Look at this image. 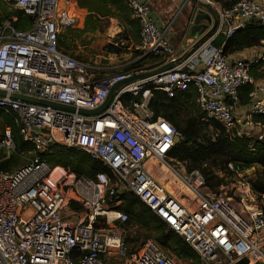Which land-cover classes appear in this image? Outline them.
Masks as SVG:
<instances>
[{
  "label": "built area",
  "instance_id": "built-area-1",
  "mask_svg": "<svg viewBox=\"0 0 264 264\" xmlns=\"http://www.w3.org/2000/svg\"><path fill=\"white\" fill-rule=\"evenodd\" d=\"M8 1L30 16L31 25L20 29L8 21L0 26V90L5 91L0 95V109L13 117L22 138L33 145L34 155L25 164L0 170V264H175L153 238L128 253V214L115 200L121 193L142 200L194 249L203 264H234L242 257L249 264H264V194L254 189L246 170L233 162L225 166L231 181L217 190L207 187L199 170L177 167L169 153L177 143L175 137L180 141L182 136L149 105L154 90L171 98L193 87L194 104L208 122L212 138L263 140L264 125L255 116L264 114V84L251 68L264 58V40L251 59H231L212 40L217 35L228 37L248 22L264 24V3L235 0L222 8L215 0H195L193 15L200 8L198 2L216 14L214 33L174 67L128 80L144 68L100 75V70L108 68L60 49V32L76 21L67 12V7H73L70 0ZM124 2L139 25V42L133 45L135 55L127 65L145 56L156 57L159 65L174 60L178 54L169 42L170 26L162 27L154 20L153 0ZM190 2L177 4V12ZM114 44L125 45L122 39ZM120 81L102 111H79L100 107ZM244 86H251L250 108L238 117L234 108ZM53 145L83 150L111 174L76 175L64 191H53L46 181L51 167L42 159ZM0 147L14 150L8 126ZM159 161L180 182L179 188L169 180H158L154 163ZM187 191L195 198L193 207Z\"/></svg>",
  "mask_w": 264,
  "mask_h": 264
},
{
  "label": "trees",
  "instance_id": "trees-1",
  "mask_svg": "<svg viewBox=\"0 0 264 264\" xmlns=\"http://www.w3.org/2000/svg\"><path fill=\"white\" fill-rule=\"evenodd\" d=\"M215 1L220 3L222 8L229 7L235 2V0ZM72 2L73 7H67V12L72 15L77 13L80 19L79 29L82 33L96 29L98 26L96 23L100 22V17H116L132 36L134 44L139 42L138 22L132 17L131 11L124 0H72ZM12 16H16L17 19L12 21ZM9 19L11 25L15 28H28L31 25L30 16L24 14L18 8H14L10 12ZM72 26L63 29L66 31V38L71 33L72 29L70 28ZM61 39L59 34V47L61 46L60 43H63ZM117 39L119 38L117 37ZM117 39H114V42ZM262 40H264V24L248 22L244 27L237 29L228 37L217 35L212 40V44L222 46L223 53L230 55L239 50L261 45ZM114 42L112 44L116 49H123L115 45ZM74 57L80 59L78 55H74ZM146 60L152 61L154 57L145 56L124 69L139 67ZM159 64L158 62L153 67ZM261 64H264V58L252 65L251 73L255 78H258L255 75V68ZM250 89L251 86H244L239 90V102L245 103L247 101ZM242 91L245 98L241 96ZM194 96L193 87L176 93L171 98H168L163 91L154 90L153 92L149 103L150 108L156 116H162L170 121L182 136L180 141L170 151L169 157L185 162L188 172L194 169L199 170L204 175L207 185L212 187H218L223 182V178L217 174L208 176L211 173L209 167H206L208 164L212 166L221 164V168L224 167L225 169L227 162H233L243 170L257 166L259 174L253 178L252 185L257 192L264 194V139L238 138L228 140L221 135L212 138L208 129V122L202 119L203 114L194 104ZM255 119L264 125V114L255 116ZM210 123L214 126H219L215 121H210ZM6 126L10 129L14 150L7 153L4 149H0V170L13 169L20 154H29V160L34 155L33 145L22 138L13 117L0 109L1 135L4 134ZM42 159L51 167L46 181L53 191H64L76 175L94 176L98 171L111 174L109 169L99 160L75 147L53 145L42 154ZM160 171L159 169H154V174L158 175ZM115 200L121 201L120 208L128 214L126 225L129 224L130 220H133L137 227L148 233V237L155 239L163 248L173 253L177 258L188 261V264H203L194 249L178 233L157 217L136 195L121 193L118 194ZM73 207H76V205L73 204ZM130 241L125 235L126 245Z\"/></svg>",
  "mask_w": 264,
  "mask_h": 264
},
{
  "label": "rangeland",
  "instance_id": "rangeland-1",
  "mask_svg": "<svg viewBox=\"0 0 264 264\" xmlns=\"http://www.w3.org/2000/svg\"><path fill=\"white\" fill-rule=\"evenodd\" d=\"M73 4L72 0H70ZM157 0H153L152 8L156 10L157 18L160 19L165 25L169 24L171 29H169L168 33H176L175 35V44L179 43L182 38H185V43H191L192 39L190 37L191 33V26L192 20L194 18L192 6L193 3H187L179 12H177V4L180 3L181 0H178L177 4H173L169 1H162L161 5H159ZM15 7L11 4L8 0H0V26L5 24L6 22L10 21L9 14L14 10ZM12 18H16V16H12ZM76 21L73 26L70 28L72 29L71 33L66 38V31L62 30L60 32L61 40L63 43H60V47L62 51H66L69 55H78L80 60L88 61L90 63L95 62L99 66L107 67L108 69L100 70L99 74L108 72V71H115V70H122L127 67V63L130 62L135 55L133 47L130 46V41L128 43L129 38L132 39L130 33L126 30L124 25L119 21L116 17H100V22L96 23L98 26L96 29L87 30L86 32L80 31V19L76 13L75 15ZM203 23H206L203 21ZM80 31V32H79ZM117 37L119 39H117ZM114 39L124 41L123 49H116L115 46L112 44ZM132 41V40H131ZM133 42V41H132ZM64 44V45H63ZM154 57V56H151ZM157 58L154 57V60H146L144 64L141 65L144 70H150L158 65L156 64ZM255 75H257V79L261 80L264 84V64H261L255 68ZM0 137H1V130H0ZM0 149H4L7 153L8 151L6 148L0 147ZM29 161V154H20L17 157V164L16 166L25 164ZM173 163L177 167H184L186 170V163L178 160H174ZM205 165V164H204ZM203 165V166H204ZM212 166L211 164L206 165L211 170V173L208 174H217L218 176L223 178V184L225 182L231 181V175L227 173V171L220 166ZM14 166V167H16ZM154 169L161 170L158 173L157 178L160 181H171L173 186L180 187V182L175 179L170 171H167L164 164L162 162H155ZM246 173L250 178L253 180L259 174V168L257 166L252 167L246 170ZM207 184V183H206ZM207 187L211 190H217L218 187H212L207 185ZM188 198V203L192 204V207L195 206V198L193 194L187 191L186 193ZM121 201H119L118 207L121 206ZM121 209V208H120ZM28 214L25 215V217ZM125 232L127 237L131 240L127 243V251L128 253H133L135 249H137L140 244L148 238V233L137 227L136 223L133 220H130L129 224H127L125 228ZM167 254L173 259L175 264H188V261L182 260L177 258L173 253L167 251L163 248ZM219 257H223L222 254H218Z\"/></svg>",
  "mask_w": 264,
  "mask_h": 264
},
{
  "label": "water",
  "instance_id": "water-1",
  "mask_svg": "<svg viewBox=\"0 0 264 264\" xmlns=\"http://www.w3.org/2000/svg\"><path fill=\"white\" fill-rule=\"evenodd\" d=\"M192 2H195V0H192ZM198 4L200 8L197 10V13L194 15V18L192 20L191 33H190L194 41L174 60L163 63L153 69L145 70L139 74L133 75L130 78H128V80L136 79V78H146L174 67L175 65L179 64L183 59H185L193 50H195L205 39H207L209 36H211L214 33L218 21L216 14L209 5L203 2H198ZM203 21H205L206 23H203ZM121 83L122 81L117 82L110 88L105 101L100 107L93 110H87L81 108L79 109V111L82 113H91V114L102 111L108 105L114 89ZM0 95H5V91L0 90ZM12 96L15 98H20L38 103H44V104L48 103L43 100H38L36 98H29L19 94H12ZM228 102L230 103V101ZM53 105L65 109H71V110L74 109L72 106H66L63 104H53ZM178 141H179L178 137H175V142ZM234 264H249V260L246 257H242L239 260H237ZM253 264H258V263H253Z\"/></svg>",
  "mask_w": 264,
  "mask_h": 264
},
{
  "label": "crops",
  "instance_id": "crops-1",
  "mask_svg": "<svg viewBox=\"0 0 264 264\" xmlns=\"http://www.w3.org/2000/svg\"><path fill=\"white\" fill-rule=\"evenodd\" d=\"M162 1H166V0H157L156 2L161 5ZM263 3H264V0H261ZM183 0L180 1V5L182 4ZM190 3H193V2H190ZM152 5H153V2H152ZM152 5H151V13L154 17V20L162 27H165L166 25L160 20L157 18V15H156V10L154 9L155 7L152 8ZM194 5V4H193ZM192 10H193V6H192ZM194 11V10H193ZM169 29H171V27H169ZM175 35L176 33H168V37H169V42L171 44V46L174 48L175 52L179 55L183 52V50L185 48H187L193 41L194 39L191 37L192 39V42L191 43H185V38H182L181 41H179V43L175 44ZM132 38V36H130ZM133 41V38L128 40V43L130 41V46L133 47L134 44V41ZM61 49V48H60ZM260 49H261V45H258V46H252V47H249V48H246V49H243V50H239V51H236L230 55H227L229 58L233 59V58H241V59H251L253 58L254 56H256L259 52H260ZM62 50V49H61ZM73 56V55H72ZM244 95V92L242 91L241 92V96L243 98H245ZM250 108V98L248 96L247 98V101L245 103H242V102H239V105L237 107L234 108V114L238 117H242L244 115L245 112H247Z\"/></svg>",
  "mask_w": 264,
  "mask_h": 264
}]
</instances>
